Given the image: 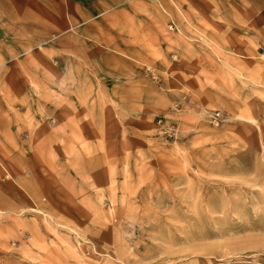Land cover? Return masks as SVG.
Returning a JSON list of instances; mask_svg holds the SVG:
<instances>
[{"label": "rangeland", "instance_id": "1", "mask_svg": "<svg viewBox=\"0 0 264 264\" xmlns=\"http://www.w3.org/2000/svg\"><path fill=\"white\" fill-rule=\"evenodd\" d=\"M38 3H0V264H264L257 37L161 49L154 0L93 32Z\"/></svg>", "mask_w": 264, "mask_h": 264}, {"label": "crops", "instance_id": "2", "mask_svg": "<svg viewBox=\"0 0 264 264\" xmlns=\"http://www.w3.org/2000/svg\"><path fill=\"white\" fill-rule=\"evenodd\" d=\"M14 1L16 0H0V3H12ZM59 1L66 2L67 10L63 9L61 16H66L69 19L71 23L70 27L73 30L74 28L83 26L87 28L86 32H93L94 29L88 25V21L96 18L97 14H102V16L108 19L126 17V12L130 15V11L118 6L117 3H113L118 2L121 4L129 0ZM44 3H46V0H39V20L46 16L45 11L47 8ZM100 3H102V6H99ZM95 6H97V11L99 10L97 14L94 11ZM176 6L181 9L187 22H182L179 18ZM116 7L118 9H114ZM8 17H10L9 12L0 9V28H2L0 29L1 44L9 42L12 44L15 41L11 37L13 31L10 22L7 21V19H10ZM171 22L179 31L185 33V39H180L175 32L165 31L164 23L168 27ZM212 28L214 30L213 32L211 31ZM67 29L68 26L60 33L66 32ZM105 31L109 33L110 29H102V32L105 33ZM4 34H7V36L3 37ZM166 34L169 37H166ZM156 35H159L164 40L163 44L165 48L160 45L161 49L178 50L173 45L176 42L175 39L178 41V44H183V48L186 50L194 49L195 47L201 49L207 46L202 39L203 36L211 43H214L217 49L223 51H245L254 54L256 37L257 49L264 50V0H154V36ZM167 38L171 41H165ZM168 61L164 64L165 69L169 68V64H171ZM164 72L166 73V71Z\"/></svg>", "mask_w": 264, "mask_h": 264}, {"label": "built area", "instance_id": "3", "mask_svg": "<svg viewBox=\"0 0 264 264\" xmlns=\"http://www.w3.org/2000/svg\"><path fill=\"white\" fill-rule=\"evenodd\" d=\"M168 30H170V31H173V30H175L176 29V27H175V25L171 22V23H169V25H168ZM220 119H221V115H220V113H214L213 115H212V122L214 123V124H218L219 123V121H220Z\"/></svg>", "mask_w": 264, "mask_h": 264}]
</instances>
